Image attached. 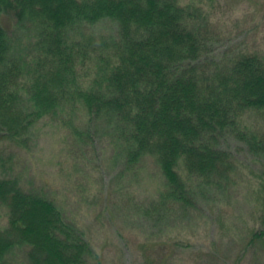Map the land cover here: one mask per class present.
Instances as JSON below:
<instances>
[{
    "label": "trees",
    "instance_id": "1",
    "mask_svg": "<svg viewBox=\"0 0 264 264\" xmlns=\"http://www.w3.org/2000/svg\"><path fill=\"white\" fill-rule=\"evenodd\" d=\"M9 14L38 40L24 89L1 23ZM205 14L179 0H0V142L26 147L44 118L62 120L82 144L100 129L127 170L146 160L157 166L164 184L154 210L196 208L203 192L231 183L235 164L224 146L231 138L264 157V136L243 122L248 111L264 112V55L212 56ZM105 21L116 35L97 38L90 30ZM0 205L8 211L0 264L16 252L24 264H90L95 253L84 233L42 189L0 177ZM259 243L264 206L248 247Z\"/></svg>",
    "mask_w": 264,
    "mask_h": 264
},
{
    "label": "rangeland",
    "instance_id": "2",
    "mask_svg": "<svg viewBox=\"0 0 264 264\" xmlns=\"http://www.w3.org/2000/svg\"><path fill=\"white\" fill-rule=\"evenodd\" d=\"M179 3L205 11L203 29L215 58L241 49L264 55V0ZM1 23L14 42L24 89L39 56L36 32L13 14L2 16ZM90 31L108 38L117 28L105 21ZM77 116L85 128L80 110ZM243 122L264 136V112L248 111ZM67 127L62 120L44 118L26 147L0 142V177L18 178L26 189H42L53 199L91 244L95 255L90 264H264V246L248 247L263 214L264 157L252 155L244 143L231 138L224 145L235 164L227 188L203 192L189 211L161 212L154 206L164 179L155 164L146 160L127 170L100 129L92 133V142L82 144ZM7 227L8 211L0 205V229ZM5 262L24 264L23 253Z\"/></svg>",
    "mask_w": 264,
    "mask_h": 264
}]
</instances>
